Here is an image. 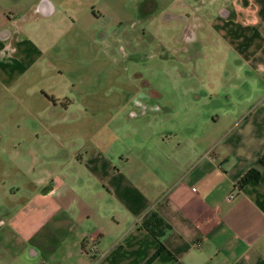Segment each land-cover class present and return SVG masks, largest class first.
<instances>
[{
  "label": "crops",
  "instance_id": "obj_1",
  "mask_svg": "<svg viewBox=\"0 0 264 264\" xmlns=\"http://www.w3.org/2000/svg\"><path fill=\"white\" fill-rule=\"evenodd\" d=\"M263 153L264 0H0V264H264Z\"/></svg>",
  "mask_w": 264,
  "mask_h": 264
},
{
  "label": "rangeland",
  "instance_id": "obj_2",
  "mask_svg": "<svg viewBox=\"0 0 264 264\" xmlns=\"http://www.w3.org/2000/svg\"><path fill=\"white\" fill-rule=\"evenodd\" d=\"M128 9V8H127ZM160 11V10H159ZM157 11L156 15H155V19L154 21L156 22L155 25L153 27H157V26H163L162 22L160 21L161 19L160 18H164L165 14H172V15H175L178 11L176 10H173V9H169L168 10H164L162 15H160ZM194 12L197 13V22L195 25L199 26L200 22H199V15H198V10H190L188 11V14H186L188 17H192L194 15ZM140 18V15H138V13L136 14L135 12V15L133 16V23L131 26H134V24H137L135 28L137 27H140V26H143L142 28H144L145 32H148V30H150L152 27L150 25H147L146 23H142V21L139 20ZM117 19V18H116ZM123 19V18H122ZM143 24V25H142ZM123 28H126L127 30H131L133 29L132 27H129V25H126V23L124 21H122V23L118 26V29L119 30H122ZM140 38V37H139ZM138 38V39H139ZM142 39H147L148 38V33H145L144 34V37L141 36ZM130 44V43H128ZM115 45H116V50H121L122 49V45H126L124 44V41L123 42H115ZM122 46V47H121ZM153 52V51H152ZM149 49H147L146 51H143V55L140 54V56L142 57V59H139V61H142L141 63V66L142 67H139V69L142 70L144 76L145 74H147L148 78L155 81L156 83H163L166 81V74L162 71V67H157L159 66V64H156L155 65V60L156 59H159L158 57L156 58H151L150 59V54L152 53ZM157 61V60H156ZM158 63V62H157ZM227 70L229 73L228 77L229 79L225 78V77H222L220 78L219 75H216L219 77V79L217 80V82H221L222 84H230V83H236V76H235V73L233 71L234 70V66H235V63L234 61L230 60L228 61L227 63ZM164 67V70H165V66ZM130 72V71H129ZM128 69H126L125 65H119L116 70H115V73H116V84L119 85V84H123L124 86H126V84H128ZM224 74V72L222 73ZM102 76V75H101ZM224 76H227L224 74ZM146 78V77H144ZM197 78V76H196ZM198 79V78H197ZM197 81V80H195ZM216 82V84H217ZM225 86V85H224ZM216 93L218 94L216 96V98H220V97H223V95L220 94V91L217 90ZM215 93V94H216ZM225 94H227L228 96L230 97H233L235 96V91L233 89H230V85H227V91H225ZM21 110L20 109V114H21ZM3 148L1 149H8V146H2ZM35 148L37 149H43L44 146H43V143H39V144H36Z\"/></svg>",
  "mask_w": 264,
  "mask_h": 264
},
{
  "label": "trees",
  "instance_id": "obj_3",
  "mask_svg": "<svg viewBox=\"0 0 264 264\" xmlns=\"http://www.w3.org/2000/svg\"><path fill=\"white\" fill-rule=\"evenodd\" d=\"M259 162L264 165V153L261 155ZM261 172L257 168L249 169L241 178L237 181L236 186L241 189L246 183L252 180H259Z\"/></svg>",
  "mask_w": 264,
  "mask_h": 264
},
{
  "label": "built area",
  "instance_id": "obj_4",
  "mask_svg": "<svg viewBox=\"0 0 264 264\" xmlns=\"http://www.w3.org/2000/svg\"><path fill=\"white\" fill-rule=\"evenodd\" d=\"M222 15L227 16V12H224V14L222 13ZM197 20H198L197 13L194 12V15L190 17V22L187 23V25L185 26L184 35H183L184 41L192 40L193 34L197 28V25H195ZM229 197L231 198L232 195ZM93 249H94V246L90 245L87 251L90 253V252H93Z\"/></svg>",
  "mask_w": 264,
  "mask_h": 264
}]
</instances>
